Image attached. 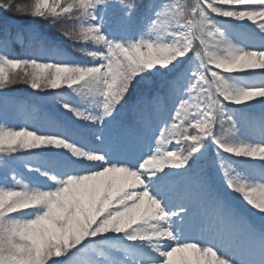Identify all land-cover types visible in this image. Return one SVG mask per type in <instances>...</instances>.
Wrapping results in <instances>:
<instances>
[{"label":"snow or ice","instance_id":"1","mask_svg":"<svg viewBox=\"0 0 264 264\" xmlns=\"http://www.w3.org/2000/svg\"><path fill=\"white\" fill-rule=\"evenodd\" d=\"M0 11V264H264V0Z\"/></svg>","mask_w":264,"mask_h":264},{"label":"trees","instance_id":"2","mask_svg":"<svg viewBox=\"0 0 264 264\" xmlns=\"http://www.w3.org/2000/svg\"><path fill=\"white\" fill-rule=\"evenodd\" d=\"M30 24L29 21L23 20L17 17H13L10 13H4L0 11V32L3 31L4 28H9L15 33L17 27H23ZM25 34V39H26ZM17 49H19L20 45H16ZM17 95L21 98L30 99V93L23 86H20L17 90Z\"/></svg>","mask_w":264,"mask_h":264}]
</instances>
